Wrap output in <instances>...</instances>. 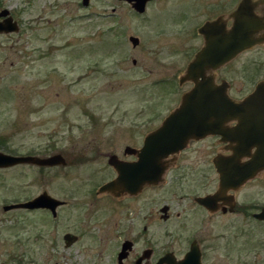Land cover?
<instances>
[{
	"label": "flooded vegetation",
	"instance_id": "af4514ba",
	"mask_svg": "<svg viewBox=\"0 0 264 264\" xmlns=\"http://www.w3.org/2000/svg\"><path fill=\"white\" fill-rule=\"evenodd\" d=\"M93 1L89 0L88 3ZM107 2L109 8L105 7L103 17L112 19L114 28L122 26L127 11L133 17L158 27L152 45L145 44L135 35H129L128 41L134 49L149 54L155 62L175 65L170 73L156 77L154 82L155 85L165 79L169 83L167 92L176 90L175 94L172 93L175 99L171 103V110L167 111L165 117L180 105L183 95L196 83H206L212 87L206 88L203 101L213 102L208 105L214 112L208 114L207 122L214 127L198 138L189 139L178 152L166 156V169L161 180L144 183L140 189L136 187L138 179L133 170L145 135L135 138L130 136L132 142H109L104 151L98 143H90V150L73 153V166L78 161L100 156L103 158V169L107 172L106 176L99 179L97 171H92L86 178L73 183V206L76 202L74 193L89 183V189L86 190L91 197L90 204L99 202L103 206L102 216L84 217L90 223L86 234L91 243L86 250L94 252L93 260L85 264L102 261L107 262L104 264H173L184 259L186 264H196L195 261L199 264H262L263 259L257 257L258 253L252 252L256 258L250 262L247 255L241 253L248 248L258 250L264 247V218L256 215L264 209V104L241 102L254 92L260 80H264V0ZM13 23L17 30L11 29ZM0 26V35L19 30L18 20L9 9L0 10ZM238 31L242 39L240 44L247 45L250 40L258 42L221 62L222 54L231 51ZM131 37L136 39L135 43ZM255 50L263 52L262 59L247 56ZM198 55V64L189 71ZM206 95L213 97L208 98ZM0 152L39 157L60 153L16 154L7 152L3 147ZM111 158L129 172L121 174L124 183L114 186L113 191H100L102 185L117 178L118 173ZM18 165L35 166L41 173L62 166L18 163L0 166V175L6 172L11 176L13 168ZM221 174L228 175L223 183ZM158 190L163 192L160 205ZM43 192L63 202L56 206L54 213L46 207L6 208L21 203L17 201L2 203V214L12 219L10 216L14 210L24 213L42 211L45 215L43 220L52 224L53 228H58V210L66 204L65 200L42 190L22 202L32 200ZM158 220L171 226L187 227L188 231L179 246L170 241L158 248L155 230ZM191 222H194V226ZM73 223L74 229L77 228L78 216L73 218ZM49 229L53 231L51 227ZM68 233L73 235L70 244L64 238ZM84 235L85 232L75 230L65 231L61 235L53 232L49 245L51 250L56 251L60 241L65 248L73 245L74 252ZM192 251L198 253L197 258L189 257ZM0 264H24L12 250L7 249L4 240L0 241Z\"/></svg>",
	"mask_w": 264,
	"mask_h": 264
},
{
	"label": "rangeland",
	"instance_id": "374dc122",
	"mask_svg": "<svg viewBox=\"0 0 264 264\" xmlns=\"http://www.w3.org/2000/svg\"><path fill=\"white\" fill-rule=\"evenodd\" d=\"M105 7L109 8L107 0L87 5L81 0H0V10H11L19 25L18 31L0 35V148L16 154L60 152L66 159L65 165L43 173L35 166L18 165L11 176L0 175V241H6L7 249L24 264L93 260L94 252L86 250L90 223L84 217L102 216L103 206L90 204L86 190L90 183L74 193L73 206V183L92 171L99 179L107 172L100 156L73 166V153L90 150V143L104 151L109 142L144 137L159 125L175 99L176 90L167 92V80L154 85L156 77L170 73L175 65L155 62L128 41L135 35L152 45L158 27L127 11L122 26L114 28V21L103 17ZM262 53L255 50L247 56L260 60ZM42 190L66 201L58 210V228L43 220L42 211L14 210L12 219L2 214V203L22 202ZM162 194L158 190V205ZM73 230L85 232L76 251L60 241L56 251L51 250L53 232ZM155 230L159 249L170 241L179 246L188 231L161 220ZM256 250L241 254L250 262L258 253L264 264V247Z\"/></svg>",
	"mask_w": 264,
	"mask_h": 264
},
{
	"label": "water",
	"instance_id": "95a60500",
	"mask_svg": "<svg viewBox=\"0 0 264 264\" xmlns=\"http://www.w3.org/2000/svg\"><path fill=\"white\" fill-rule=\"evenodd\" d=\"M83 5H87L89 0H81ZM239 24V22H238ZM15 23L12 24L11 29L17 30V27L14 26ZM2 26H0V31ZM11 29H5L11 30ZM241 33L237 32V40L232 43L231 51L222 54V61L225 62L231 56H234L237 52L242 50L247 46H251L258 42L257 40H250L247 45L240 44L242 42L241 37L239 36ZM133 43H135L136 39L131 37ZM200 57L197 56L196 60L191 63L189 67V71H191L199 62ZM212 87L206 83H196L194 88H192L189 92L183 95L182 101L180 105L172 110L161 122V124L155 129L148 132L143 140V144L141 148L138 150V160L135 162L134 172L138 181L136 182V187L138 189L143 186L144 183L150 182H159L162 178V175L165 172L166 164L165 157L171 153L178 152L186 145L187 141L191 138H198L208 130H211L214 125L212 123H208L207 120L208 114L213 113L214 110L208 106L213 102L206 99L203 101L204 93L206 88ZM208 97V95H206ZM210 96L208 98H212ZM242 104H264V80H260L256 86L254 92L246 97V99L241 102ZM205 105V106H203ZM256 111V110H254ZM217 112V111H216ZM257 127V126H256ZM254 127V129L256 128ZM112 164L115 166L117 170V178L109 183H106L100 187V191L104 190H114V186H119V184H123L124 180L121 177V174L128 173L126 169H123V165L116 161H113L112 158L110 160ZM18 163H30L37 166H54V165H64L65 159L61 155V153H55L48 157H39L33 155H7L0 152V166H9L15 165ZM264 165V161L263 164ZM134 167V166H133ZM225 174H221V181L224 182ZM228 178V177H227ZM203 200V198H202ZM205 201V200H203ZM63 204L62 201H59L47 193L43 192L38 196L34 197L32 200L27 202H21L13 205H9L6 208H18V207H46L53 210L55 212V208L57 205ZM260 218H264V209L256 214ZM67 244L73 242V235L68 233L64 236ZM190 258L198 257V253L192 251L189 255ZM187 261L180 260L178 262H174L173 264H186ZM196 264H199L195 261ZM169 264V263H168Z\"/></svg>",
	"mask_w": 264,
	"mask_h": 264
}]
</instances>
